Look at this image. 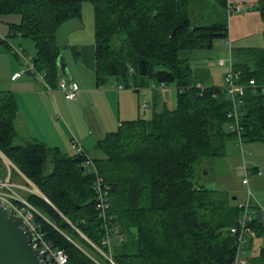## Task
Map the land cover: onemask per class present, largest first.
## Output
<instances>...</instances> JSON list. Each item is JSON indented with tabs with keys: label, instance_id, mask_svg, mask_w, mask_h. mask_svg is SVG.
Wrapping results in <instances>:
<instances>
[{
	"label": "trees",
	"instance_id": "1",
	"mask_svg": "<svg viewBox=\"0 0 264 264\" xmlns=\"http://www.w3.org/2000/svg\"><path fill=\"white\" fill-rule=\"evenodd\" d=\"M194 1L0 0V16L20 19L10 25L11 36L34 43L32 74L52 90L60 78L57 59L66 48L57 44V30L80 19L84 3L93 13L98 88L111 80L135 92L151 85L175 87V109L121 122L97 141L100 157H90L109 189L112 224L123 236L122 242H114L116 264H231L234 259L236 238L230 230L241 215L237 199L197 182L202 161L224 157L229 142L236 146L227 117L231 100L223 88L206 86L191 66L194 52L227 40L228 24L226 19L195 23ZM215 1L227 8V0ZM254 9L264 23V0ZM0 44L8 48L4 39ZM231 52L237 83L262 85L264 42L260 48L232 47ZM17 111L14 95L0 91V153L16 168L10 172L39 193L23 197L43 217L35 215L45 240L67 254L68 264H94L71 242L79 239L89 248L80 234L97 246L104 237L95 209V175L83 166L88 153L68 156L36 140L26 145L14 127ZM241 112L242 141L264 143V92L247 89ZM47 162L51 170L45 173ZM4 169L0 157V174ZM249 226L255 238L248 240L247 256L254 240L262 244L247 263L264 264V226L258 218Z\"/></svg>",
	"mask_w": 264,
	"mask_h": 264
},
{
	"label": "crops",
	"instance_id": "2",
	"mask_svg": "<svg viewBox=\"0 0 264 264\" xmlns=\"http://www.w3.org/2000/svg\"><path fill=\"white\" fill-rule=\"evenodd\" d=\"M256 2L253 0L252 4L245 7L241 1L237 4H232L231 1L227 0V8H222L223 12L218 10L219 12L216 13L215 19L211 21L212 23L208 22L205 25H211L213 22H217L218 19H226L228 24L227 39L231 41L232 47L257 48L249 45V42H260L261 39L263 40L264 23L260 14L254 9ZM203 3L204 6L207 5L206 1ZM228 6L239 7L240 10L239 12H233ZM73 20L76 21L77 25V30L73 32L82 33V31L87 30L82 16L80 19ZM69 21L61 25L57 30L56 41L59 32ZM73 32L70 31L68 35ZM61 47H73L76 53V55L74 53V56L78 63V71L80 73L83 71L82 74L75 73L69 68L65 60L70 71L71 82L79 90L74 100H66L58 91L51 94L43 79H41V83L39 82V86L33 87L32 85L35 83L33 78L36 75L34 73L32 76L26 75L27 79H23L20 74L17 79L12 80L11 76L18 73L15 68L11 76L5 79L8 88L14 87V90L12 89L10 92L14 95L18 108L14 127L19 139L26 141L36 140L48 148H56L65 155L73 156L76 155L74 153L75 146L72 144L73 140L79 142L84 148L83 150L87 152L83 144L90 141L96 144L105 134L114 132L121 122L141 118L140 115L142 113L143 116L147 115L145 112L149 110V107H152V116L156 112H161L165 107L167 108L165 103L167 95L163 92H148L146 100L147 105H149L146 109H143L141 107L142 97L138 92L111 89V86L117 87L121 84L117 83L118 81L111 80L106 87L98 88L95 79V45L93 36L89 41L84 40L74 46L71 44L61 45ZM75 47L78 48V52L75 51ZM83 77L89 78L87 84L83 82ZM206 77L208 76L206 75ZM205 85L209 86L210 84ZM52 103H55V112L63 115L71 124L72 129L66 127L65 121L54 120L55 113L51 110L53 108ZM80 113L87 120L83 123L87 128L86 131L83 130L82 125L77 121ZM69 150H72L73 154L69 155ZM94 150L96 151L95 148ZM253 250L249 253H253Z\"/></svg>",
	"mask_w": 264,
	"mask_h": 264
},
{
	"label": "rangeland",
	"instance_id": "3",
	"mask_svg": "<svg viewBox=\"0 0 264 264\" xmlns=\"http://www.w3.org/2000/svg\"><path fill=\"white\" fill-rule=\"evenodd\" d=\"M206 1L207 5H203ZM234 3L243 2V6L247 7L252 4L253 0H229ZM258 1V0H255ZM242 4V3H241ZM203 6V8H202ZM216 8V9H214ZM215 10V11H213ZM222 11V8L215 0H195L191 6V17L195 23H199L201 25H205V23H212L216 17V13ZM82 18L83 23L86 24L87 30L82 31V33L73 32L77 30L76 21H69L62 28L57 36V43L59 46L64 45H75L81 41H89V39L94 35L92 34L93 29V16H92V7L88 3L83 4L82 8ZM219 20V19H218ZM20 19L16 15L11 16H0V41L3 39L6 41V45L8 48H5L4 45L0 44V90L12 91L14 87L8 88L6 85V77H10L13 73V70L16 68L19 74L23 77V79H27L25 72L27 71V63L20 56L15 54V51H20L24 55L25 58L29 61H33V57L35 56V48L34 43L30 39L22 38L19 36H11L9 32L10 25H16L19 23ZM214 23V22H213ZM72 31L73 33L68 35V33ZM75 43V44H74ZM249 45H253L254 47L260 48L263 46V40L260 42L254 41L249 42ZM234 46V45H233ZM75 51L78 52V48L75 47ZM62 56L64 61H67L69 68L75 73H80L77 67V60L74 56L73 47H66L62 50ZM229 57L228 49L225 45V40H216L214 43V47L211 50L197 51L194 52L193 60L191 61V66L197 76L203 78V83L209 86L221 87L223 88L225 85L224 77L227 72V67H220L218 65L220 60H227ZM66 63V62H65ZM66 64V65H67ZM68 68V69H69ZM206 71V72H205ZM205 72V75H204ZM207 73V74H206ZM206 75L208 77H206ZM35 83L32 85L33 87L39 86V82H42V78L36 74L34 75ZM83 82L87 84L89 82V78L83 77ZM119 83V82H117ZM115 82V84H117ZM131 90V89H129ZM149 93L152 91H148ZM157 92H163L167 96L165 97V103L168 109H175L177 102V93L175 87L173 85L169 86L163 90H157ZM12 93V92H11ZM53 102V101H52ZM51 110L55 113L54 120H60L62 122L65 121L66 127L72 129L71 124L68 120L59 112H55V103H52ZM149 105V104H148ZM147 105V106H148ZM146 109V108H143ZM159 110V109H157ZM152 107H149V110L145 113L147 115L143 116V113L140 115L141 118L150 119ZM150 113V114H149ZM61 115V116H60ZM77 121L82 125L84 131H86V126L83 125L87 120H85L82 114H78ZM80 128V127H79ZM76 141V140H75ZM77 142V141H76ZM78 145L79 142H77ZM70 145V141H69ZM72 145V144H71ZM85 149L88 152L89 157L96 158L100 157V153L95 151V145L93 142H86L83 144ZM74 153H77V147H74ZM84 149V148H83ZM69 155L73 154L72 150L68 152ZM206 167L209 170H206ZM257 170V174L253 170ZM51 170V163L47 162L45 173ZM5 171V173H3ZM2 172V171H1ZM3 174H0L1 179H6L8 173L6 170H3ZM248 176L249 184L247 186L242 184V180L245 176ZM11 182L17 183L21 186H25L28 188L26 182L21 178L14 175L13 172H10ZM197 182L199 185L211 189L217 190L221 192H226L230 196H233L237 199V203H245L247 200V192L251 191L252 197L251 201L259 204L260 206H264V143L262 142H253V143H245L243 142L241 150L237 149L233 142H229L226 148V154L224 157L208 159L201 162L198 167V177ZM31 188V186L29 187ZM33 189V188H31ZM22 196L25 195L24 191H18ZM76 240V239H75ZM75 242L79 248H81L85 254L95 258L102 264H107L104 262L100 254L95 252L88 244L89 248L85 246L79 239ZM91 242V241H90ZM92 243V242H91ZM262 244L261 239H257L254 243L255 252L248 253L247 258L252 257L257 253L258 248ZM74 245V244H73ZM116 243L112 242L110 249L107 247L100 246L102 251L110 254L114 253ZM75 246V245H74ZM78 248V247H77ZM78 248V249H79ZM79 249L83 254L84 252ZM87 256V255H86ZM114 260V259H113ZM115 262V260H114ZM246 264H253L248 262Z\"/></svg>",
	"mask_w": 264,
	"mask_h": 264
},
{
	"label": "built area",
	"instance_id": "4",
	"mask_svg": "<svg viewBox=\"0 0 264 264\" xmlns=\"http://www.w3.org/2000/svg\"><path fill=\"white\" fill-rule=\"evenodd\" d=\"M228 8L231 9L233 12H239L240 10L239 7L228 6ZM225 45L228 49L229 57L227 60H220L218 65L220 67H225V66L227 67V72L224 77L225 85L223 89L227 92L231 100V109L229 110L227 115V117L231 120V123L229 124V131L235 133L237 137L236 146L238 149L241 150L243 144L242 141L243 139L241 136L242 129L240 127V118L242 117V112H241L242 97L245 95V91L247 89H251L254 92L257 90H261L262 92H264V83L262 85H258L255 83L254 80H251L247 85L238 84L237 83L238 75L233 73L232 71L233 58L231 52V48H232L231 41L227 39L225 41ZM15 53L25 60L28 66L27 70L34 71L33 64L29 62L24 55H21L22 53L20 51H15ZM19 76H20L19 73H15L11 76V79L15 80ZM47 88L51 94H53L55 91L60 92L66 100H74L79 92L77 86L74 83L65 80V78L62 77V75H60V78L57 82L56 90H52L48 86ZM128 88L130 89L131 87L129 86ZM166 88L167 87H165L164 85H159V86L151 85L148 88L138 89L137 92L142 97L141 107L147 108L146 96L148 91L163 90ZM196 88H198L200 91H203L205 89V87L202 86L201 84H197ZM116 89L123 90L125 89V87L123 85H119L116 87ZM72 144L73 146L77 147L78 154L85 155L83 148H81L76 141L73 140ZM85 156L86 157L83 162V166L86 167L88 172H91L95 175V180L92 185L96 199L95 209L98 211V217L102 223V228L104 229L103 230L104 237L101 240V246L110 249L111 243L122 242L123 236L119 233L117 227L112 224L113 217L108 214V211L110 209L109 189L104 184L103 179L97 175V169L93 161L90 159L89 156L87 155ZM0 157L2 159V164L6 172L8 173L6 179L0 178V206L4 208L9 214L19 218L21 222L25 225L28 234L30 236V246L38 252L43 264H68L67 254L61 249L54 248L48 241L45 240L44 234L42 233L39 224L35 220V215L42 217L40 213L33 206H31L18 191H24L25 193L32 191L35 193L38 192L28 181H27L28 184L33 189L11 182L9 175L10 169L11 168L16 169V168L3 154L0 153ZM242 184L245 186L249 184L248 176L246 174L242 180ZM251 197H252L251 191L248 190L246 202L238 203L237 205L238 208L241 210V215L238 224L235 227L231 228L230 230V232L234 234L236 238L235 241L236 249H235L234 259L231 264L247 263L248 240L255 238V234L253 233L249 225L252 222H254L256 218H259L260 216L261 219L259 221L264 226V206H260L259 204L252 202ZM45 200L47 201V199ZM80 235L95 252L100 254L104 262H106L107 264H116L110 252L107 253L102 251L100 246L91 243L82 234ZM71 242L76 247L79 248V246H77L75 242L73 241ZM85 255H87V257L91 259V261L94 264H102V262H99L98 260L89 256L88 254Z\"/></svg>",
	"mask_w": 264,
	"mask_h": 264
},
{
	"label": "water",
	"instance_id": "5",
	"mask_svg": "<svg viewBox=\"0 0 264 264\" xmlns=\"http://www.w3.org/2000/svg\"><path fill=\"white\" fill-rule=\"evenodd\" d=\"M57 66L62 77L71 82L70 71L62 55L57 59ZM25 75L33 74L28 70ZM25 144L31 145V142L26 141ZM258 219H261L260 216ZM0 264H43L38 252L30 246V236L25 225L1 206Z\"/></svg>",
	"mask_w": 264,
	"mask_h": 264
}]
</instances>
